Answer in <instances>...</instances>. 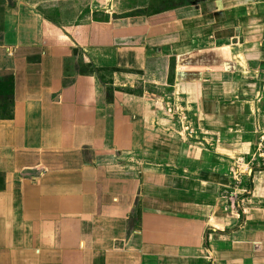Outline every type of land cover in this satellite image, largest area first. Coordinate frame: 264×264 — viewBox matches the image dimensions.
<instances>
[{
    "label": "crops",
    "instance_id": "obj_1",
    "mask_svg": "<svg viewBox=\"0 0 264 264\" xmlns=\"http://www.w3.org/2000/svg\"><path fill=\"white\" fill-rule=\"evenodd\" d=\"M8 77L0 264H264V0H0Z\"/></svg>",
    "mask_w": 264,
    "mask_h": 264
},
{
    "label": "trees",
    "instance_id": "obj_2",
    "mask_svg": "<svg viewBox=\"0 0 264 264\" xmlns=\"http://www.w3.org/2000/svg\"><path fill=\"white\" fill-rule=\"evenodd\" d=\"M14 78L8 77L5 81L0 82V105L3 106L13 105L14 103ZM2 117V114H1Z\"/></svg>",
    "mask_w": 264,
    "mask_h": 264
}]
</instances>
